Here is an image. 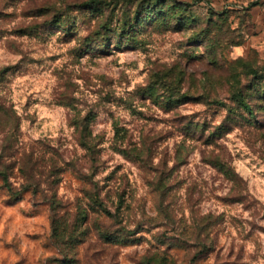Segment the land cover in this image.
Wrapping results in <instances>:
<instances>
[{
	"label": "rangeland",
	"instance_id": "obj_1",
	"mask_svg": "<svg viewBox=\"0 0 264 264\" xmlns=\"http://www.w3.org/2000/svg\"><path fill=\"white\" fill-rule=\"evenodd\" d=\"M0 264H264V0H0Z\"/></svg>",
	"mask_w": 264,
	"mask_h": 264
},
{
	"label": "trees",
	"instance_id": "obj_2",
	"mask_svg": "<svg viewBox=\"0 0 264 264\" xmlns=\"http://www.w3.org/2000/svg\"><path fill=\"white\" fill-rule=\"evenodd\" d=\"M116 136H118L119 138H124V136H126L124 133L121 134V128L119 129L118 127H116ZM90 142L93 143V146L95 147L96 143H95V138L90 137ZM88 143V148H91V143ZM132 142L128 143L126 141H123L122 146H124L122 148V152L129 154V155H133L134 153H136V151L142 152L144 151L143 148L137 147L135 146H131ZM150 150V147H147V152ZM4 173V172H2ZM93 200V204H92V210H96V208H98V210H101L105 213V215L109 218H114V220L117 218V213H112V211H110L109 209V205L107 203H104V201L102 199L99 198L98 195H96V193H94V195L91 197ZM87 211V210H86ZM88 216V212L84 213V216L82 217V219L84 220L85 218H87ZM107 238L109 239H114L112 237V235H107Z\"/></svg>",
	"mask_w": 264,
	"mask_h": 264
}]
</instances>
